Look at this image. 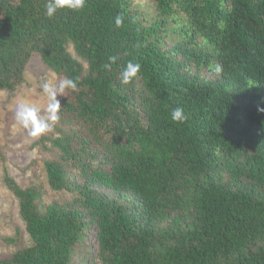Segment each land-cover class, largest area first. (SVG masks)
<instances>
[{
	"label": "trees",
	"instance_id": "obj_1",
	"mask_svg": "<svg viewBox=\"0 0 264 264\" xmlns=\"http://www.w3.org/2000/svg\"><path fill=\"white\" fill-rule=\"evenodd\" d=\"M46 3L0 0V91L34 55L78 81L58 96L68 129L39 142L59 152L48 187L74 197L42 207V185L5 174L31 243L0 264H264V0Z\"/></svg>",
	"mask_w": 264,
	"mask_h": 264
},
{
	"label": "rangeland",
	"instance_id": "obj_2",
	"mask_svg": "<svg viewBox=\"0 0 264 264\" xmlns=\"http://www.w3.org/2000/svg\"><path fill=\"white\" fill-rule=\"evenodd\" d=\"M68 51L86 70V63L76 56L72 46L68 47ZM61 80L63 79H59L53 72L47 70L40 58L34 55L24 73L23 83L13 92L0 91V258L9 257L31 243L19 217L17 200L3 183L5 174L22 188L33 184L42 185L45 193L40 201L42 207L54 201H69L74 197L72 193L55 192L48 187L43 163L48 160H58L59 152L49 142L39 144L42 138L58 137L56 128L65 130L68 128L55 124L52 131L39 138H32L15 120V106L19 101L39 104L43 111L47 105V97L42 93V83L58 84ZM92 232L90 229L91 234ZM13 237H17L15 244L6 245L1 241Z\"/></svg>",
	"mask_w": 264,
	"mask_h": 264
},
{
	"label": "clouds",
	"instance_id": "obj_3",
	"mask_svg": "<svg viewBox=\"0 0 264 264\" xmlns=\"http://www.w3.org/2000/svg\"><path fill=\"white\" fill-rule=\"evenodd\" d=\"M88 0H47L45 5L46 15L49 18L59 10L68 9L76 12L84 9L87 6ZM124 17L118 14L115 17V27L120 28L123 26ZM116 56L109 57L110 63L104 65L105 69L111 68V63L117 61ZM217 76L222 73V67L216 64L210 69ZM141 71L139 63L128 62L126 67L121 72L122 83L128 84L133 78ZM78 81L74 79H63L58 84L44 82L41 85L42 93L47 97L46 108L42 111L39 104L27 102L24 100L19 101L15 106V120L16 123L25 129L28 135L32 138H39L44 134L52 131L53 126L60 120L61 116V102L58 96H64L65 90H77ZM264 112V108L259 109ZM170 118L173 122L183 123L188 117L182 108H174L170 112Z\"/></svg>",
	"mask_w": 264,
	"mask_h": 264
}]
</instances>
